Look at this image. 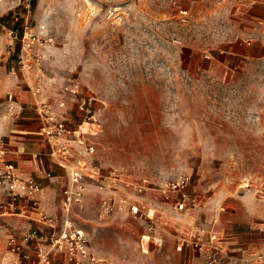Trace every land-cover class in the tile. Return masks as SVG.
Segmentation results:
<instances>
[{
	"label": "rangeland",
	"instance_id": "obj_1",
	"mask_svg": "<svg viewBox=\"0 0 264 264\" xmlns=\"http://www.w3.org/2000/svg\"><path fill=\"white\" fill-rule=\"evenodd\" d=\"M26 5L0 0V89H8L0 95V143L8 144L9 129L21 123L17 95L29 92L30 105L47 104L94 147L89 154L74 145L73 160L88 177L125 173L129 186L115 182L113 215L101 216L112 195L89 178L69 215L100 264H200L196 251L177 249L196 233L206 242L217 235L227 257L242 249L247 264H264V0ZM74 85L78 95L66 91ZM83 100L96 121L80 110ZM181 175L190 186L187 209L178 212L159 189ZM58 176L52 212L44 210L57 232L69 184L68 173ZM145 181L153 189L141 194ZM130 203L156 210L155 220L128 213ZM145 235L164 245L148 247ZM7 239L0 231L2 254Z\"/></svg>",
	"mask_w": 264,
	"mask_h": 264
},
{
	"label": "built area",
	"instance_id": "obj_2",
	"mask_svg": "<svg viewBox=\"0 0 264 264\" xmlns=\"http://www.w3.org/2000/svg\"><path fill=\"white\" fill-rule=\"evenodd\" d=\"M26 8H30V0H27ZM11 34L15 35L16 33L11 31ZM25 51H27V47L23 44L20 55L22 63ZM66 91L72 95H78L79 87L70 86L66 88ZM39 92L37 89L34 94L36 95ZM61 106H64V104ZM80 110L86 112L90 122L92 120L96 121L95 115L90 109L89 101L83 100L80 104ZM37 114L44 123L39 135L45 139L50 147V156L57 166L66 170L69 175V184L63 191V208L66 220L64 221V227L57 232L53 220L45 214L40 201V195L43 191L42 184L33 177L26 178L20 175L16 166L7 161V147L0 143V206L4 210V214L27 215L28 210H30L36 213L39 223L49 225L53 229V233L50 236H43L41 230H34L28 237L23 239L11 236L8 239L9 250L20 261H29L32 256L27 252L26 247L33 244L35 252L33 264H53L56 258L61 261V264H100L101 260L90 249L86 231L75 227L69 219V215L74 205H79L83 202L86 178L96 182L99 189L109 190L112 196L102 206L101 216L106 218L113 215L119 204L118 196L116 195L118 193V185L115 182L125 184L127 185L126 187L129 186V183L124 180L125 173L113 171L111 175L103 176L100 171H94L95 173L88 177L84 172L85 166L80 162L75 163L73 160L75 144L82 147L81 149L85 153L94 154L95 152L93 146L86 145L84 133L80 130H72L64 121H58L47 104L37 106ZM42 174L51 177V174L45 170L42 171ZM189 186L190 178L181 175L167 183L166 187L160 188L159 191L166 196L167 200L173 199L170 202L173 203L178 212H183L187 209L186 199ZM152 189V185L145 181L138 186L137 192L143 194ZM172 194H176L175 197L171 196ZM119 209L122 210L123 208L119 206ZM125 210L134 216H145L151 222L155 220L157 214L154 209L133 203L126 205ZM143 239L146 240L148 247L151 243L157 248H161L164 245L163 238L157 236L145 235ZM44 247L47 249H44ZM185 248L196 251L200 255L202 259L200 264H247L245 259L236 260L231 256H225L223 248L219 245L217 235H210V240L207 242L201 239L197 233L191 235L189 240L181 238L177 249L182 252ZM142 250L146 254L149 253V249L145 250L143 246ZM0 264H3V260H0Z\"/></svg>",
	"mask_w": 264,
	"mask_h": 264
},
{
	"label": "crops",
	"instance_id": "obj_3",
	"mask_svg": "<svg viewBox=\"0 0 264 264\" xmlns=\"http://www.w3.org/2000/svg\"><path fill=\"white\" fill-rule=\"evenodd\" d=\"M0 91V95H4L8 89L3 87ZM28 94L29 92L22 91L21 94L17 95L15 104L17 108H19L21 123L14 125L15 129H9L11 139L8 144H1L8 149L7 161L16 166L20 175L26 178L33 177L42 184L43 191L40 195L42 207L44 210L52 212V205L55 203L56 196L61 190L59 184L60 176L58 175H60L61 172L67 173V171L59 168L56 163H53L52 159L47 157L51 151L50 147L47 145L45 139L39 135L44 123L39 116L36 117L38 114L36 115L37 109H35L34 105L28 103V101L32 100L31 96ZM3 134H7V131ZM44 170L49 174L51 173L57 176L48 177L42 174ZM28 211L27 215H5L4 210L0 206V231L7 232L8 239L11 236L18 237V235V238L23 239V236H27L30 233V230L28 231V226H32L33 224L35 225L34 229L38 228L43 234L46 233L45 231H50L48 225L39 223L37 219L32 217V215L37 216L35 212ZM19 218H24L28 221ZM31 220L34 223H32ZM8 239L6 240V247H4L3 254L2 250H0V260H3V264H33V260H35L34 245H27L26 247L32 259L29 261H20L18 257L9 250ZM187 250L192 251L191 249ZM244 254L245 251L242 249H239L237 253H230L232 258L239 259L244 258ZM53 264H61V261L56 258Z\"/></svg>",
	"mask_w": 264,
	"mask_h": 264
},
{
	"label": "bare ground",
	"instance_id": "obj_4",
	"mask_svg": "<svg viewBox=\"0 0 264 264\" xmlns=\"http://www.w3.org/2000/svg\"><path fill=\"white\" fill-rule=\"evenodd\" d=\"M84 128H85V127H84ZM84 128H83V129H84ZM84 130H85V129H84ZM96 134H97V133H96ZM94 135H95V134H94ZM247 186L250 187L249 185H247Z\"/></svg>",
	"mask_w": 264,
	"mask_h": 264
}]
</instances>
